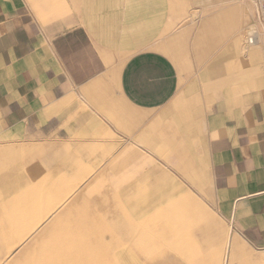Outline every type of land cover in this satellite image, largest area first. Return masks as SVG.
<instances>
[{"label": "crops", "instance_id": "1", "mask_svg": "<svg viewBox=\"0 0 264 264\" xmlns=\"http://www.w3.org/2000/svg\"><path fill=\"white\" fill-rule=\"evenodd\" d=\"M9 182L4 222L25 249L42 233L54 249L80 241L85 263L264 255L255 0H0Z\"/></svg>", "mask_w": 264, "mask_h": 264}, {"label": "rangeland", "instance_id": "2", "mask_svg": "<svg viewBox=\"0 0 264 264\" xmlns=\"http://www.w3.org/2000/svg\"><path fill=\"white\" fill-rule=\"evenodd\" d=\"M18 187H19V184L15 183V182L1 183L0 184V264H2V263L3 264H37V262H39L38 264H40L41 261H45V260L50 261V260H52V257H47L44 259L41 256L34 258V259L33 258L25 259V261H23L22 259L20 262L17 261V255H15V254H18L19 252H21L22 250L25 249L26 243L28 242L27 240H29V239L27 237H25L24 239H21V240L18 239L16 241H14V243L12 242L10 244L11 238H9L8 234L12 233V232L15 233L17 231L8 230L7 229L8 226L5 224L4 218H5V215L7 212L16 211L15 207H16V202H17L16 201L17 200L16 195H17ZM12 216L14 218V215H12ZM75 235H80V234L76 233ZM4 239H5V241H3ZM32 242H33V240H32ZM60 243H61L62 248L59 247V249H54L55 252H58V251H59L58 253L70 252V251H72L70 249V247L72 245L74 246V250L77 251L76 247L79 244H81L80 241H73V242L67 241L66 242V245L68 246L67 247L65 245V241H62ZM247 254H249V256H251V257L247 256ZM246 256L248 259L247 262H241V258H238L237 261H235L233 264H264V260H263L264 255L261 253L254 252V251H252L250 253V251L246 249ZM12 257H13V259H11ZM73 258H76V256H73V257L67 256V258L61 259L58 262L57 261L52 262L51 264H72L70 262H71V259L73 260ZM95 259H96L95 262H92L93 264H111V263H108L107 261H105V258H102L101 261H99V262H98L99 258H95ZM86 260H87V258H86ZM156 261H159L158 264H167V261H169V260H168V258L163 257L160 260L156 259ZM74 264H88V263H74Z\"/></svg>", "mask_w": 264, "mask_h": 264}, {"label": "bare ground", "instance_id": "3", "mask_svg": "<svg viewBox=\"0 0 264 264\" xmlns=\"http://www.w3.org/2000/svg\"><path fill=\"white\" fill-rule=\"evenodd\" d=\"M74 222H76V221H74ZM62 231L63 230H61V233H62ZM68 231V230H67ZM64 232V231H63ZM77 232H80V230L79 229H77ZM57 234H59V233H57ZM9 235V238H11L10 239V244L13 242L14 243V241H15V236H17L16 234H8ZM42 235V233L41 234H39V236L38 237H36V238H34L33 239V242H31V244L32 245H38V244H40L41 243V241H42V243L43 244H45V247L44 246H42V248L39 250V249H35L36 251H33L32 250V248H29V249H24V250H22L21 252H19L18 254H15V255H17V261L18 262H20L21 261V259L23 260V261H25V259H29V258H37V257H42V258H47V257H52V260H45V261H41V263L40 264H51L52 262H58V261H60L61 259H65V258H67V256H65V255H62L61 253H56L55 251H54V246L52 245V242L51 241H43V239H44V236H41ZM60 236H62V234H59ZM59 235L57 236V237H59ZM64 236H66L67 237V235H65V233H64V235L62 236V237H64ZM78 236V235H77ZM56 237V238H57ZM68 237H70V240L72 239V235L71 236H69V234H68ZM76 237V236H75ZM4 238V237H3ZM79 238V237H78ZM65 240V239H64ZM3 241H5V239L3 240ZM2 242V241H1ZM71 242H73V241H71ZM4 243V242H3ZM72 244V243H71ZM65 245H66V241H65ZM67 246V245H66ZM70 246V245H69ZM73 246V245H72ZM61 247V246H60ZM68 247V246H67ZM62 248V247H61ZM66 248V247H65ZM77 249L76 250H79V251H76V253L74 252V255L76 256V258H73V260L71 259V262L70 263H72V264H74V263H85L84 262V260H83V254L84 255H86V254H88L85 250H84V248L82 249V251L84 252H82L81 253V250L80 249H78V246L76 247ZM57 249H59V248H57ZM67 251V250H66ZM59 252V251H58ZM73 252V251H72ZM71 252V253H72ZM65 253V252H64ZM89 255V254H88ZM69 256V255H68ZM87 256V255H86ZM14 257V256H13ZM13 257L11 258V259H13ZM71 257V256H70ZM90 257V256H89ZM88 257V258H89ZM69 259V258H68ZM89 259H91V257L89 258ZM11 261V260H10ZM16 261V262H17ZM145 262V261H144ZM39 262H37V264H38ZM86 263H88V264H93L92 263V261H90V262H86ZM3 264V263H2Z\"/></svg>", "mask_w": 264, "mask_h": 264}, {"label": "built area", "instance_id": "4", "mask_svg": "<svg viewBox=\"0 0 264 264\" xmlns=\"http://www.w3.org/2000/svg\"><path fill=\"white\" fill-rule=\"evenodd\" d=\"M255 15L264 27V0H255Z\"/></svg>", "mask_w": 264, "mask_h": 264}]
</instances>
